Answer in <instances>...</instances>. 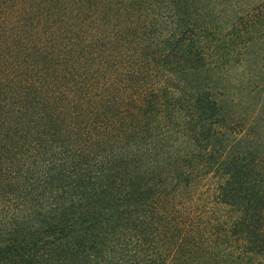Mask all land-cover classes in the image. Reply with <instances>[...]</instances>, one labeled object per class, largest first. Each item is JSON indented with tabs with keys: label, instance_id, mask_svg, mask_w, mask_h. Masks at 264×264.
<instances>
[{
	"label": "trees",
	"instance_id": "trees-1",
	"mask_svg": "<svg viewBox=\"0 0 264 264\" xmlns=\"http://www.w3.org/2000/svg\"><path fill=\"white\" fill-rule=\"evenodd\" d=\"M0 264H264V0H0Z\"/></svg>",
	"mask_w": 264,
	"mask_h": 264
}]
</instances>
